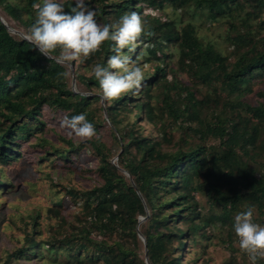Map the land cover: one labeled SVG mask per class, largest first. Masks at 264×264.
I'll return each mask as SVG.
<instances>
[{
  "label": "trees",
  "instance_id": "16d2710c",
  "mask_svg": "<svg viewBox=\"0 0 264 264\" xmlns=\"http://www.w3.org/2000/svg\"><path fill=\"white\" fill-rule=\"evenodd\" d=\"M94 1L99 24L116 22L125 13H138L145 31L153 35L142 34L136 52L129 55L140 66L159 64L152 66L153 72L144 79L138 95L126 94L106 106L112 124L109 129L120 132L119 155L112 161L111 151L102 141L89 140L100 156L97 171L101 184L82 191L65 186L66 193L56 209L62 208L64 198L70 195L81 199L71 202L72 207L81 205V212L71 226H57L54 239L48 242L51 250H66L78 263L182 264L186 242L210 238L214 226L233 227L236 213L249 207L254 209L253 222L264 227V36H259L264 31V20L260 21L264 0ZM41 2L0 0V7L27 27L28 35L35 21L32 6ZM72 6L73 0H64L66 11ZM167 7L172 8L171 13L166 12ZM197 20L209 28L227 24L226 39L233 45L229 53L201 34ZM8 24V19H0V161L17 160L16 141L45 128V108L53 117L59 110L69 118L85 113L97 130L100 124L88 109L90 96L76 92L68 75H59L68 74L66 65L46 59ZM111 44L106 41L82 63L106 66L108 57L114 55ZM171 44L179 51L176 69L188 74L192 86L180 84L176 76L170 82L165 79ZM76 76L85 79L89 87L94 84L100 89L93 75ZM199 84L212 90L199 98ZM98 98L95 93L92 99ZM131 98L136 99L132 107ZM125 113L136 118L145 113L161 137L141 134L137 121L122 126L120 117ZM176 123L182 134L175 141L167 127ZM210 138L213 140L208 143ZM67 141V148L54 149L56 157L68 158L84 145ZM200 194L207 196L204 202ZM31 221L25 222L32 228L26 244L8 259L43 255L41 240L33 235L39 215ZM235 242L239 245L236 236ZM141 250L148 251L149 263L141 258ZM258 263L264 264V259Z\"/></svg>",
  "mask_w": 264,
  "mask_h": 264
},
{
  "label": "rangeland",
  "instance_id": "374dc122",
  "mask_svg": "<svg viewBox=\"0 0 264 264\" xmlns=\"http://www.w3.org/2000/svg\"><path fill=\"white\" fill-rule=\"evenodd\" d=\"M87 1L90 3L88 5L90 8L93 9L96 6V1ZM166 12L171 13L172 8L167 7ZM0 16L5 21L9 20L11 24L8 25H11L14 31L26 34L27 27L10 18L1 7ZM263 20L264 16H262L260 21L262 22ZM196 23L200 25L198 30L201 31V34L207 35L208 40L220 46L225 53H229L233 45L231 41H228V38L226 39L228 33L225 22L216 23L210 28L206 26L209 29L208 31L205 23L200 24L199 20ZM207 36L203 37L207 38ZM259 36H264V31ZM167 52L171 55L167 59L168 71L165 79L170 82L173 76H176L175 80L179 81L180 84L183 82L188 86L190 84L192 86L193 82L188 74L176 69V67L179 68L177 46L171 44ZM139 57L142 61L144 60L143 56L139 55ZM156 64H159V62L142 64L141 67L145 78H149L153 72L152 66ZM65 65L68 68L71 87L76 92L79 91L89 95L92 100V104L88 109L100 125L96 130L97 136L91 140L99 139L102 141L110 149L111 159L114 161L119 155L122 143L120 138H117L120 132L114 128L109 129L112 124L108 120L109 117L106 111L108 104L101 102V90L96 85L91 84V87H89L84 81L85 79L77 78L76 76L77 73L91 76L92 67L88 66L87 63L80 64L75 61ZM197 88L196 95L199 98L212 90L210 86L205 84H199ZM95 93L99 96L97 100L92 99ZM159 95L156 101L159 100V97L161 98L162 94ZM135 100L130 99L129 105L131 107ZM43 111L45 113L43 117L47 118L45 128L37 130L27 139L16 141L18 143L16 152L19 156L17 160L10 162L0 161V180L2 181V185H0V264H91L88 260L78 263L76 259L69 256L66 250H61L59 247L51 250V243L49 244L48 242L54 239L55 230L59 224L71 226L76 217L80 216L81 205L79 208L71 206L73 201L82 202L78 197L74 198L66 195L63 207L56 209L58 208L56 206L57 201L64 197L66 193L64 191L65 186L82 191L91 190L101 184L102 180L97 171L100 156L96 155L97 152L92 148L89 140L81 142L75 136L69 137L68 130L60 125L61 120L65 117L64 112L59 110L53 117L52 111L46 108ZM120 118H122V126H127L129 123L137 121V123L141 124V128L140 125L138 126L141 134L145 136L152 135L156 139L161 137L154 123L147 119L145 113H142L140 118H136L135 115L130 113H125ZM105 124L108 126H105ZM167 128L170 134L173 132L175 141L182 134L179 123ZM69 139L75 144L83 143L84 145L78 147V151L70 153V158L56 157L54 149L67 148V140ZM210 140L212 141L213 139H208V143H211ZM171 147H174L173 144H171ZM199 198L204 202L207 196L200 194ZM68 200H70L69 204ZM57 210L58 212L60 211L59 214H56L55 211ZM38 215L40 223L33 235L37 240H41L43 255L39 252L38 255H41L38 257L28 255L8 259L9 254L26 244V235L28 232H32L31 225H26L25 222H32V217H37ZM146 220L147 218L143 221ZM181 228H185L182 222ZM213 228L210 238H200L197 241L186 242L183 247L185 252L181 258L182 264H251L248 256L240 251L239 245L235 242V233L232 226H218V228L214 226ZM177 244L175 242L173 246L177 247ZM140 253L142 255L141 258H146L143 250ZM95 263L101 264L102 262ZM257 264L259 263L257 262Z\"/></svg>",
  "mask_w": 264,
  "mask_h": 264
},
{
  "label": "clouds",
  "instance_id": "9594fccd",
  "mask_svg": "<svg viewBox=\"0 0 264 264\" xmlns=\"http://www.w3.org/2000/svg\"><path fill=\"white\" fill-rule=\"evenodd\" d=\"M32 7L35 21L26 39L34 50L60 64L82 63L110 41L114 55L108 57L106 66L96 63L92 67V75L101 90V102L111 104L128 93H140L144 71L133 64L129 53L136 52L142 34L151 36L153 33L145 31L144 21L138 13H125L116 22L99 24L96 10L90 8L86 0H73V6L67 11L64 0H42ZM60 125L68 130L69 137L75 136L81 142L97 136L94 124L85 113L71 118L65 116ZM253 215L252 207L236 214L233 229L240 251L248 256L251 264H257L258 260L264 259V227L253 222Z\"/></svg>",
  "mask_w": 264,
  "mask_h": 264
},
{
  "label": "water",
  "instance_id": "95a60500",
  "mask_svg": "<svg viewBox=\"0 0 264 264\" xmlns=\"http://www.w3.org/2000/svg\"><path fill=\"white\" fill-rule=\"evenodd\" d=\"M0 19L4 22V19L2 18V16H0ZM8 26V25H7ZM9 27V26H8ZM10 28V27H9ZM12 31H14V29L11 28ZM21 35H23L25 38L27 35H25L24 33H20ZM133 185L135 186V183L133 182ZM148 217V216H147ZM145 217V218H147ZM143 218V220L145 219ZM139 235L143 238L145 244H146V239L144 238V236L142 235V233L139 231ZM146 261L147 263H149V256H148V251L146 250Z\"/></svg>",
  "mask_w": 264,
  "mask_h": 264
},
{
  "label": "built area",
  "instance_id": "2783aa9c",
  "mask_svg": "<svg viewBox=\"0 0 264 264\" xmlns=\"http://www.w3.org/2000/svg\"><path fill=\"white\" fill-rule=\"evenodd\" d=\"M237 241H238V238H237Z\"/></svg>",
  "mask_w": 264,
  "mask_h": 264
}]
</instances>
